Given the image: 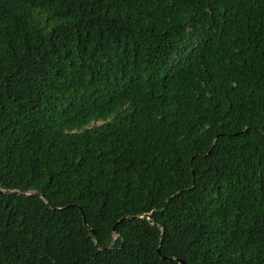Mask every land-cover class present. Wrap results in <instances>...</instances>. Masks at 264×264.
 <instances>
[{"label":"trees","instance_id":"16d2710c","mask_svg":"<svg viewBox=\"0 0 264 264\" xmlns=\"http://www.w3.org/2000/svg\"><path fill=\"white\" fill-rule=\"evenodd\" d=\"M264 264V0H0V264Z\"/></svg>","mask_w":264,"mask_h":264},{"label":"water","instance_id":"95a60500","mask_svg":"<svg viewBox=\"0 0 264 264\" xmlns=\"http://www.w3.org/2000/svg\"><path fill=\"white\" fill-rule=\"evenodd\" d=\"M179 264H184V262H182V261H179Z\"/></svg>","mask_w":264,"mask_h":264}]
</instances>
